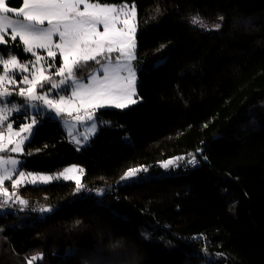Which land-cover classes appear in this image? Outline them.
<instances>
[{
    "label": "trees",
    "instance_id": "1",
    "mask_svg": "<svg viewBox=\"0 0 264 264\" xmlns=\"http://www.w3.org/2000/svg\"><path fill=\"white\" fill-rule=\"evenodd\" d=\"M134 2L138 56L164 59L139 70L137 104L100 111L106 123L85 146L58 120L40 119L22 169L78 164L82 188L73 180L19 186L28 210L0 214V264L41 254L33 264H84L93 253L124 264H264V0ZM199 11L223 17L221 30L195 25ZM149 16L159 24L142 26Z\"/></svg>",
    "mask_w": 264,
    "mask_h": 264
},
{
    "label": "snow or ice",
    "instance_id": "2",
    "mask_svg": "<svg viewBox=\"0 0 264 264\" xmlns=\"http://www.w3.org/2000/svg\"><path fill=\"white\" fill-rule=\"evenodd\" d=\"M192 22L201 23L196 17ZM136 33L134 0L131 5L127 0H122L119 5L102 3L101 0H22L20 7H11L10 0H0V46H4L0 48V197L5 198L3 203L12 199L19 186L47 184L61 177L74 179L75 190H81L80 177L70 173L82 172V169L73 166L56 176L26 173L17 171L20 160L6 157L3 153L24 152L25 142L31 137L38 116L59 118L66 115L70 118L64 121L69 135L76 126L71 121L92 122L88 132L83 134L87 140L97 130L98 109H124L136 104L134 97L137 96L139 70ZM17 50L30 53L34 59L22 62ZM38 50H45L46 56L40 55ZM58 56L61 61L59 67L56 65ZM96 65L99 67L95 71H88ZM17 73L21 74L19 79ZM7 85L18 88L13 90ZM45 85L49 87L45 88ZM54 90L56 98H50V92ZM14 97H22L23 101ZM33 110L35 115H29ZM12 113L25 115L30 123H21L18 129H14L13 122H9ZM73 139L80 143L79 139ZM179 159L182 158L165 161L163 167L168 168ZM189 163L195 165V157ZM141 171L146 172L147 169H128L121 180L137 178ZM14 175L16 179H13ZM5 181H11L12 193L5 186ZM17 199L27 206V200L18 196ZM52 211L49 207L40 209L41 213ZM117 247L118 244L110 245L113 251ZM37 259L42 260V254L26 258V264H33ZM84 264H124V261L118 255L104 257L93 253Z\"/></svg>",
    "mask_w": 264,
    "mask_h": 264
},
{
    "label": "rangeland",
    "instance_id": "3",
    "mask_svg": "<svg viewBox=\"0 0 264 264\" xmlns=\"http://www.w3.org/2000/svg\"><path fill=\"white\" fill-rule=\"evenodd\" d=\"M129 5H131L132 3H130V2H127ZM113 4H117V5H119V4H121V3H113ZM136 5V4H135ZM10 6L11 7H15V6H12L11 4H10ZM136 9H137V33H136V42H137V34H138V31H139V29H140V27H141V19H140V15H139V11H138V8H137V6H136ZM194 17H196V18H198L200 21H201V23H194L195 25H197V26H199V27H202V28H204L205 30H208V31H220L221 30V27H222V23H223V19H215V20H210V19H207L205 16H204V14H203V12L202 11H199V12H197L193 17H192V19L194 18ZM159 21H160V19L157 17L156 19L153 17V16H149V17H147V18H145L144 20H143V24H142V26H144L145 28H149V27H151V26H154V25H156V24H159ZM220 25V27L219 28H216L215 27V25ZM203 25V26H202ZM6 39H9V37L8 36H6L5 37ZM166 47V46H165ZM39 51V54L40 55H42V56H46V52H45V50H38ZM136 53H137V61H138V63H139V70L140 69H142V68H144V69H148V68H150V67H152V66H154V65H157L158 63H160L163 59H164V57L161 55L159 58H156V59H150V58H141V57H139L138 56V45H137V48H136ZM17 54V53H16ZM26 55H27V57L26 58H21L18 54V57H19V59L22 61V62H24V61H30V60H33L34 59V57H32L31 56V54L30 53H25ZM116 54L115 53H113V56H115ZM59 59V56H58V58H57V60ZM56 60V65H57V67H59L60 65L58 64V61ZM137 61H134L133 63L135 64V63H137ZM49 63H51L52 61H51V59H49V61H48ZM98 68V67H97ZM139 70H138V72H137V96L136 97H134V99H137V103L140 101V98L138 97V73H139ZM51 71H55V69H52ZM95 71V70H94ZM24 74H27V73H24ZM20 75L21 74H19V73H17V79H19L20 78ZM56 79H59V77H56ZM10 89H13V90H15V89H17L18 88V86H16V85H7ZM19 86H23V85H19ZM49 86L48 85H45V88H48ZM44 89H38V91H43ZM61 94H64V93H61ZM50 98H56V91L54 90V91H52V92H50ZM14 99H16V100H18V101H23V98L22 97H14ZM136 103V104H137ZM135 105V104H134ZM131 106H133V105H129V107H131ZM129 107H127V108H129ZM127 108H124V109H127ZM103 109H116V108H113V107H107V108H102V109H98L97 111H96V116L98 117V121H96V123H97V130H98V128L100 127V125H101V123L99 122V121H103V122H105L104 120H102V118H101V115H100V111L101 110H103ZM124 109H122V110H124ZM29 115H35V110H33L32 112H30L29 113ZM74 115H75V113H74ZM46 118H50V119H54V120H58L59 122H60V124L62 125V127H63V129H64V132H65V134H66V136L69 138V139H71L72 141H74L75 142V140L73 139V137H75V138H77V139H79L80 140V143L79 144H77L76 142V144L78 145V146H85L87 143H88V141H89V139L92 137V136H94V135H89V138L87 139V140H85L84 139V135L83 134H86L87 132H88V129H89V127H90V124L92 123V122H89V121H85V122H83V123H79V122H76V121H71V123H73V124H75L76 126H75V128L72 130V134L71 135H69L68 134V125L67 124H65L64 123V121L65 120H69L70 118H68L66 115H64V116H62V117H59V118H57V117H55L54 115H52V116H49V115H44L42 118L41 117H37V120H38V123L40 122V119H46ZM252 120H253V117H251V116H249L248 117V119H247V123L249 124V123H251L252 122ZM9 122H13V128L14 129H18V126L21 124V123H30V119H28L25 115H22V114H17V113H12L10 116H9ZM37 123V124H38ZM36 124V125H37ZM36 125H34L33 126V129H32V133L34 132V129H35V127H36ZM243 126L245 127V123L243 124ZM96 130V131H97ZM96 133V132H95ZM23 135V134H22ZM31 138V137H30ZM30 138H29V140H30ZM28 140V141H29ZM28 141H26L25 142V145H26V143L28 142ZM25 145H24V152L23 153H11V152H6V153H3V155H5L6 157L7 156H12V157H14V158H16V159H18V160H20L21 161V165L19 166V168L17 169V171H25L26 173H28V172H31V173H37V174H44V175H52V176H56V175H58L59 173H62L65 169H68V168H71V167H73V166H75L77 169H82L83 171L82 172H79V171H77V172H73V173H70V175H73V176H79L80 177V181H81V183H82V179H83V174H84V168L81 166V165H78V164H69V165H66V166H64V167H62L60 170H56V171H53V172H38V171H27V170H24V169H22V163H23V155H24V153H25ZM11 147V146H10ZM176 164V160H175V163L173 164V165H175ZM172 165H170L169 167H171ZM13 179H16V176L14 175L13 176ZM73 181H75L74 179H72ZM56 181H67V179H63L62 177L60 178V179H54V180H52L51 182H56ZM10 183L11 184V181H5V186H8V190L10 191V190H13L9 185L10 184H7V183ZM50 182V183H51ZM41 184H43V183H38V184H36V185H41ZM47 184H49V183H47ZM25 185H27V184H25ZM32 185V184H31ZM23 186V185H22ZM19 188V187H18ZM18 190V189H17ZM104 192V191H103ZM103 192H102V194H103ZM98 194L99 195H101V191H98Z\"/></svg>",
    "mask_w": 264,
    "mask_h": 264
},
{
    "label": "built area",
    "instance_id": "4",
    "mask_svg": "<svg viewBox=\"0 0 264 264\" xmlns=\"http://www.w3.org/2000/svg\"><path fill=\"white\" fill-rule=\"evenodd\" d=\"M11 191L10 193H12ZM17 196L24 199L23 195L16 190L15 195H13L12 199L7 200V203H3L4 197H0V214L1 215H7V214H18L20 212L25 213L27 208H25L24 205L19 203V200L17 199ZM25 200V199H24ZM37 207L31 208V211H37ZM29 214V213H26Z\"/></svg>",
    "mask_w": 264,
    "mask_h": 264
},
{
    "label": "crops",
    "instance_id": "5",
    "mask_svg": "<svg viewBox=\"0 0 264 264\" xmlns=\"http://www.w3.org/2000/svg\"><path fill=\"white\" fill-rule=\"evenodd\" d=\"M79 147H81V146H79ZM11 191H13V190H10L9 192H11Z\"/></svg>",
    "mask_w": 264,
    "mask_h": 264
}]
</instances>
